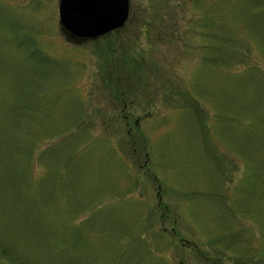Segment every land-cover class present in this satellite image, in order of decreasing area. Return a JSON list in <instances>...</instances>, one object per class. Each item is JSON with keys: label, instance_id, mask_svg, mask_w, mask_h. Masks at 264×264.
<instances>
[{"label": "rangeland", "instance_id": "obj_1", "mask_svg": "<svg viewBox=\"0 0 264 264\" xmlns=\"http://www.w3.org/2000/svg\"><path fill=\"white\" fill-rule=\"evenodd\" d=\"M58 1L0 0V264H264V0Z\"/></svg>", "mask_w": 264, "mask_h": 264}, {"label": "water", "instance_id": "obj_2", "mask_svg": "<svg viewBox=\"0 0 264 264\" xmlns=\"http://www.w3.org/2000/svg\"><path fill=\"white\" fill-rule=\"evenodd\" d=\"M62 27L78 38H96L121 27L129 14V0H59Z\"/></svg>", "mask_w": 264, "mask_h": 264}, {"label": "flooded vegetation", "instance_id": "obj_3", "mask_svg": "<svg viewBox=\"0 0 264 264\" xmlns=\"http://www.w3.org/2000/svg\"><path fill=\"white\" fill-rule=\"evenodd\" d=\"M73 36V35H72Z\"/></svg>", "mask_w": 264, "mask_h": 264}]
</instances>
